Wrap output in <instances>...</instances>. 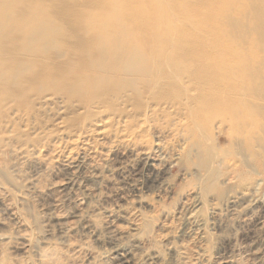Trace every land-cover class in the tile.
<instances>
[{
	"label": "bare ground",
	"instance_id": "6f19581e",
	"mask_svg": "<svg viewBox=\"0 0 264 264\" xmlns=\"http://www.w3.org/2000/svg\"><path fill=\"white\" fill-rule=\"evenodd\" d=\"M87 135L134 156L138 188L162 185L171 167L181 202L185 188L199 195L194 209L237 190L264 230V0H0V158L39 155L62 136L90 146ZM64 148L65 168L76 159L101 178L95 148ZM127 219L133 237L160 228L136 211ZM206 235L170 244L172 264H203ZM83 249L66 242L40 263Z\"/></svg>",
	"mask_w": 264,
	"mask_h": 264
},
{
	"label": "rangeland",
	"instance_id": "374dc122",
	"mask_svg": "<svg viewBox=\"0 0 264 264\" xmlns=\"http://www.w3.org/2000/svg\"><path fill=\"white\" fill-rule=\"evenodd\" d=\"M86 138L90 146L82 145L101 154L97 181L87 177L86 167L76 159L65 168V159L58 157L60 147H65L62 155L86 151L82 142L73 144L66 136L53 138L39 155L37 150L25 155L6 152L0 158V236L6 238L0 244V264H41L42 252L54 246L61 249L66 242L84 249L70 252L60 264H172L169 245L190 243V235L197 231L207 234L206 246L201 244L207 250L203 264H264V230L248 221L256 210L242 209L247 196L220 187L226 193L222 199L201 196V208L194 209L191 199L199 195L185 188L189 201L183 203L170 192L173 181L185 184L171 167L162 185L152 191L138 188L141 178L131 174L135 158L130 152L111 137L97 139L99 143L94 135ZM9 172L12 178L6 179ZM191 210L198 211L199 223L187 220ZM132 211L160 224L152 231V240L143 226L131 236L127 218H132ZM161 224L168 228L161 229ZM199 246L190 245L200 252Z\"/></svg>",
	"mask_w": 264,
	"mask_h": 264
}]
</instances>
